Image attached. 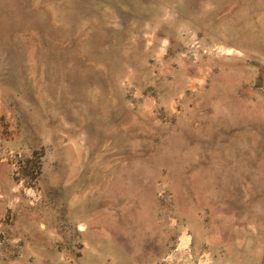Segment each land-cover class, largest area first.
I'll use <instances>...</instances> for the list:
<instances>
[{
	"label": "rangeland",
	"instance_id": "obj_1",
	"mask_svg": "<svg viewBox=\"0 0 264 264\" xmlns=\"http://www.w3.org/2000/svg\"><path fill=\"white\" fill-rule=\"evenodd\" d=\"M0 264H264V0H0Z\"/></svg>",
	"mask_w": 264,
	"mask_h": 264
}]
</instances>
